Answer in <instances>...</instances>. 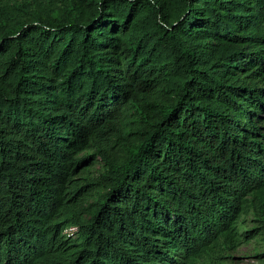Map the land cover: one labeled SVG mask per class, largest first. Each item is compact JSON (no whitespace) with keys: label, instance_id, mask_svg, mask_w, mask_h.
I'll return each instance as SVG.
<instances>
[{"label":"trees","instance_id":"obj_1","mask_svg":"<svg viewBox=\"0 0 264 264\" xmlns=\"http://www.w3.org/2000/svg\"><path fill=\"white\" fill-rule=\"evenodd\" d=\"M256 235L264 0H0V264H219Z\"/></svg>","mask_w":264,"mask_h":264},{"label":"rangeland","instance_id":"obj_2","mask_svg":"<svg viewBox=\"0 0 264 264\" xmlns=\"http://www.w3.org/2000/svg\"><path fill=\"white\" fill-rule=\"evenodd\" d=\"M8 1L16 4L26 0ZM255 225L254 213L251 209L246 210L238 220V228L242 233ZM240 239L236 248L223 253L219 264H264V236L256 235L249 239L240 236Z\"/></svg>","mask_w":264,"mask_h":264}]
</instances>
